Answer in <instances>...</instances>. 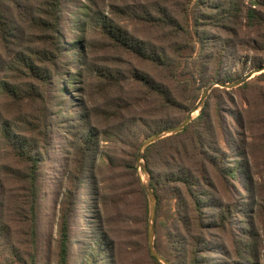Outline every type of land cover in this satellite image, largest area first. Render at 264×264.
Wrapping results in <instances>:
<instances>
[{
    "label": "trees",
    "instance_id": "trees-1",
    "mask_svg": "<svg viewBox=\"0 0 264 264\" xmlns=\"http://www.w3.org/2000/svg\"><path fill=\"white\" fill-rule=\"evenodd\" d=\"M198 6V10L193 6L192 12L189 6L182 8V24L166 6L151 3L150 8H143L137 14L138 24L145 28L139 34L129 32L118 23L103 20L101 24V34L120 54L129 55L151 67L150 71H144L129 63V74L113 67L105 70L97 67L100 71L97 74L92 71L94 79L106 83L107 87H122L127 79L139 82L143 87L137 96L129 92L118 98L117 110L126 109L133 100L143 96V105L151 103L153 106L152 112H141L138 118L142 130L135 129L131 136L124 132L117 134L133 146V161L128 181L121 182L115 203L125 211L126 237L129 242L131 238L141 241L148 263L163 264L150 253L148 246L149 204L141 178L136 174L138 148L151 133L179 124L199 99L200 89L209 81L230 82L243 76L240 73L229 75L225 68L218 70L216 66L225 62L228 47L242 44L241 28L257 27L264 17L250 4L244 8V0H221L215 4L208 0L204 4L199 2ZM208 8L210 12H205ZM60 16L61 0H0V99L16 103L24 99L27 103H44L41 86L53 78L52 71L59 66ZM202 25L217 27L224 36L209 35L207 26ZM116 61L126 60L119 56ZM188 62L194 65V70L189 68ZM247 81L238 86H245ZM215 89L222 90V94L214 96V102L207 98L199 114L182 131L164 136L144 149V170L149 173L157 196V215L166 212L170 205L173 209L171 222H167L171 227L172 251L162 250L156 241L154 245L174 264H218L211 261V256L216 257L217 253L228 257L224 264H252L261 250L256 246L248 223L245 222L244 231L239 232L234 221L238 214L241 218L250 215L247 208L251 198L243 197L238 204H227L219 212L210 213L211 210L216 212L221 203L211 174L220 176L223 172L226 182L228 176L238 181L241 166L239 162H231L233 164L228 166L219 164L228 160L227 149L230 152V146L223 147L226 128L221 119L222 95L228 90L220 86H214L212 90ZM61 91L65 90L61 88ZM117 110L98 113L110 123L117 122L120 130L132 129L129 122L137 119L136 116ZM259 122L264 128V118ZM227 130L228 134L230 131L233 134L230 127ZM35 131L41 133L39 126L34 125L31 119H21V116L0 121V140L11 149L17 163L25 166V169L18 170L19 180L25 184L22 194L10 192L0 178V264H37V178L46 149V136L42 133L41 138L34 139L31 134ZM82 133L77 136L74 149L78 158L73 159L74 168H70L68 173L70 186L66 190L61 217L58 264H67V214L74 202L75 190L82 185L88 151L97 145L95 139L100 136V132L87 129L85 124ZM234 134L240 136L238 130ZM261 137L264 138V131ZM240 141L236 147L242 150L248 176V147L245 139L240 138ZM259 213L264 214V205H260ZM232 221L235 226L229 228L227 225ZM213 229L228 232L231 247L224 241L220 242L211 232ZM16 236L20 238L16 239ZM100 238L99 244H112V241H105L104 235Z\"/></svg>",
    "mask_w": 264,
    "mask_h": 264
},
{
    "label": "rangeland",
    "instance_id": "rangeland-1",
    "mask_svg": "<svg viewBox=\"0 0 264 264\" xmlns=\"http://www.w3.org/2000/svg\"><path fill=\"white\" fill-rule=\"evenodd\" d=\"M219 1L221 0H210V3L215 4ZM199 2L204 4L208 0H61L59 66L52 71L53 78L41 86L45 97L44 103H27L25 99L16 103L9 99H0V121L14 120L17 116L27 121L31 119L34 125L39 126L41 132L38 134L35 131L31 134L32 137L41 138L42 133L46 136V149L37 178V264H58L61 217L66 190L70 186L68 173L70 168H74L73 159L78 158L74 149L77 136L83 134L84 124L87 129L100 132V136H109L96 138L97 145L88 151L84 179L82 185L75 190L74 202L71 203L67 214L69 222L67 264H156L148 263L149 258L141 241L131 238L129 242L126 237L125 211L115 203L121 182L128 181L133 161V146L117 134L124 132L131 136L135 129L142 130L138 118L142 115L141 112H152L153 106L151 103L143 105L145 97L143 96L133 100L126 109L117 110L115 104L119 103L118 98L128 95L129 92L137 96L143 87L139 82H130L129 79L122 87H107L106 83L102 84L94 79L92 71L97 74L100 72L97 67L103 70L113 67L121 68L129 74L131 67L129 63L144 71L151 70L150 65L138 62L129 55L120 54L114 45L109 43V39L101 34L103 20L118 23L129 32L139 34L145 28L138 24L137 14L143 8H150L151 3L155 6L159 4L166 6L183 24L184 20L180 15L182 8L189 6L191 11L195 6V10H198ZM249 4L264 16V0H258V3H255V0H244V8ZM206 10L208 11L205 12H210L209 8ZM190 14L192 16V13ZM259 22L260 25L257 27L241 28L239 36L242 44L235 43L228 47L225 62H220L219 66H216L218 70L225 68V73L228 72L229 75L236 73L244 75L255 68V65L264 64V17ZM202 26L205 28L207 26L209 35L224 36L217 27ZM119 56L126 61L117 62L116 58ZM188 65L194 70L193 64L188 62ZM210 72H213V69ZM205 86L200 89V95ZM61 88L65 91L62 92ZM213 88L206 97L212 102L216 101L214 96L222 94V90H212ZM227 90L222 95L224 101L221 102L223 115L221 119L226 128V142L223 147L230 146V152L227 149L228 160L219 164L228 166L239 162L241 166L237 175L238 181L228 176L226 182L223 172L220 176L211 174L214 176L213 179L215 178L221 203L216 212L211 210L210 213L219 212L220 209L226 208L227 204H238L243 197L251 198L247 208L250 215L241 218L238 214L234 221L239 232H243V225L245 222L248 223L256 246L261 247L258 257L253 259L252 264H264V214L259 213L260 205H264V138L261 137L264 128L259 122L264 118V70L254 73L245 86ZM115 110L130 112L136 116L137 119L129 122L133 126L132 129L127 127L120 130L117 122L110 123L106 117L98 113ZM31 114L35 117L33 118ZM120 122L122 121H118ZM228 127L232 129L233 134L238 130L240 136L234 134L233 137L231 131L228 134ZM27 131L26 134L30 136ZM143 137L142 135L141 138ZM240 138L245 139L248 147L246 155L248 176L242 150L236 147L241 142ZM137 161L136 156V174L145 182L150 175L142 165L138 166ZM140 163L145 164L142 159ZM23 169L25 166L17 163L11 149L0 140V178H3L10 192L22 194L24 191L25 184L18 177V170ZM172 211L170 205L162 215H156L155 223L154 242L169 253L173 249L171 227L168 226ZM234 221L227 226L234 228ZM211 232L220 242L224 241L231 247L228 232L216 229ZM102 235L106 238L105 241H112V244L108 246L99 244ZM19 238L20 236H16V239ZM215 256H211V261L218 264H224L228 260L222 253Z\"/></svg>",
    "mask_w": 264,
    "mask_h": 264
},
{
    "label": "water",
    "instance_id": "water-1",
    "mask_svg": "<svg viewBox=\"0 0 264 264\" xmlns=\"http://www.w3.org/2000/svg\"><path fill=\"white\" fill-rule=\"evenodd\" d=\"M263 70H264V64H261L255 68L249 70L242 77H240L239 79H236L234 81L224 82L221 80L212 79L203 88L199 99L188 110L185 117L183 118V120L179 124L159 129V130L151 133L150 135H148L147 137H145L142 140V142L139 146V149H138V153H137L138 166L142 165L143 167H145V164L144 163L141 164L140 160L141 159L144 160V149L147 145H149L150 143H152V142H154V141H156V140H158L164 136L182 131L187 126V124L192 121V119L194 118V114L195 113L199 114L201 108L204 105V102H205V99L208 95V92L211 90V88H213L214 86H220V87H225V88L236 87V86L244 83L248 79H250L254 75V73H258V72H261ZM142 184H143V187L146 191L147 198H148V204H149L148 246H149L150 253L163 264H174L171 260H169L163 254H161L154 245L155 223H156V215H157V196H156V194L152 188L150 176L146 179L145 182H142Z\"/></svg>",
    "mask_w": 264,
    "mask_h": 264
}]
</instances>
